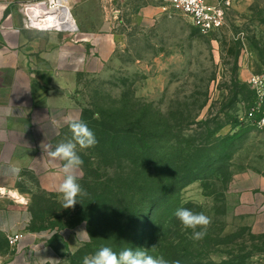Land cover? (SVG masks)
Returning a JSON list of instances; mask_svg holds the SVG:
<instances>
[{
	"label": "rangeland",
	"instance_id": "obj_1",
	"mask_svg": "<svg viewBox=\"0 0 264 264\" xmlns=\"http://www.w3.org/2000/svg\"><path fill=\"white\" fill-rule=\"evenodd\" d=\"M34 2L15 1L19 20L26 18L24 7ZM72 2L71 11L63 4L80 29L72 33L87 38L88 51L93 59L98 58L90 73L76 78L75 98L85 109L87 126L93 132L100 130L96 112L113 111L125 121L127 115L147 121L152 134L159 129L155 124L163 122L170 126V136L180 134L184 146L192 150L199 145L201 179L184 186L151 218L143 217L139 230L144 241L139 250L163 257L168 264H264V237L252 240L242 231L244 227L225 220L231 166L243 167L248 159L245 148H258L256 142L264 137V128L241 120L257 99L248 80L240 76L252 56L264 62V0H241L225 27L208 36L163 0ZM69 140L72 133L67 126L57 145ZM99 145L98 141L89 148L77 144L83 161L76 170L77 182L87 195L78 197L72 208H63L58 191L65 161L51 157L53 170L42 177L27 171L21 190L36 212L38 225L60 229L80 221L120 217L119 208L130 202L126 187L134 184L137 173L126 160L101 158ZM176 199L186 209L210 218L206 230L196 229L206 232L202 239L194 240L193 230L185 229L175 216ZM104 237L97 248L81 246L62 264H83L86 256L107 247L108 231Z\"/></svg>",
	"mask_w": 264,
	"mask_h": 264
},
{
	"label": "crops",
	"instance_id": "obj_2",
	"mask_svg": "<svg viewBox=\"0 0 264 264\" xmlns=\"http://www.w3.org/2000/svg\"><path fill=\"white\" fill-rule=\"evenodd\" d=\"M15 1L0 0V264H62L88 243L77 237L80 231L88 233L86 223L31 231L29 199L21 186L27 183V171L42 177L53 170L48 153L68 118L83 121L76 78L90 73L98 58H92L85 37L24 28ZM64 3L71 11L72 0ZM252 57L241 70L245 81L264 74L262 62ZM258 140V148H245L243 167L231 166L225 191L226 222L255 235L264 234V137ZM17 235L22 237L17 246H9L8 238Z\"/></svg>",
	"mask_w": 264,
	"mask_h": 264
},
{
	"label": "trees",
	"instance_id": "obj_3",
	"mask_svg": "<svg viewBox=\"0 0 264 264\" xmlns=\"http://www.w3.org/2000/svg\"><path fill=\"white\" fill-rule=\"evenodd\" d=\"M118 114L113 111L111 113L96 112L95 115L99 117L96 125L100 130L93 133L100 145L95 148L102 154L101 158L111 162L126 160L129 166L134 168L131 171L134 174L137 173L135 182L132 186L130 184L126 187L131 192L130 202L119 208L120 217L115 220L90 219L73 225L86 223L91 241L85 246L94 247V249L99 246L100 240L108 231L105 244L116 253L128 248L139 250L144 241L140 236V221L147 215L146 218H151L158 207L168 204L184 186L200 180L201 177L197 172L203 164L199 163V145L192 150L184 146L179 133L176 136L173 134L170 136L172 131L170 126L158 122L155 124L159 128L158 131L152 134L147 121L138 120V117L131 115H127V121H125L124 117ZM85 121L83 116V122ZM176 130L179 132L180 128L177 127ZM105 164L107 165L108 162L105 161ZM181 208L185 206L176 199L173 209L177 211ZM30 211L32 213L31 231L50 229L38 225L36 212L31 208ZM98 212V209L95 210L96 214ZM39 216L42 218L43 214L40 213ZM242 231L247 232L252 240L256 237H264V234H253L248 228H243Z\"/></svg>",
	"mask_w": 264,
	"mask_h": 264
},
{
	"label": "clouds",
	"instance_id": "obj_4",
	"mask_svg": "<svg viewBox=\"0 0 264 264\" xmlns=\"http://www.w3.org/2000/svg\"><path fill=\"white\" fill-rule=\"evenodd\" d=\"M67 124L72 133V140L58 144L48 153L50 157L66 162L62 168L64 179L58 187L65 209L74 207L79 202L78 197L87 195V192L77 182L76 170L83 163L76 152L77 144L80 148H89L97 143L93 131L79 118L69 117ZM56 134L59 135V132ZM175 216L185 229L193 230L194 240H200L206 234L205 231H196V229L199 227L206 230L211 223L210 218L203 212L196 213L186 208L177 209ZM77 237L83 242L91 241L86 231H80ZM83 264H168V261L163 257L154 258L143 250L128 248L117 254L110 247H102L94 255L86 256Z\"/></svg>",
	"mask_w": 264,
	"mask_h": 264
},
{
	"label": "built area",
	"instance_id": "obj_5",
	"mask_svg": "<svg viewBox=\"0 0 264 264\" xmlns=\"http://www.w3.org/2000/svg\"><path fill=\"white\" fill-rule=\"evenodd\" d=\"M167 7L182 13L189 21L190 25L195 28L202 35H211L220 32L226 25V21L230 12L241 0H163ZM61 0H37V2L28 4L30 7L33 5H40L44 10L36 11L32 17L26 14L23 20V27L26 29H35L39 31H55V32H74L77 30L75 23L70 25L63 22L61 10H66L60 7ZM70 14V13H69ZM52 16L58 19L62 27H49L39 25V23L47 20L46 18ZM34 18H37V24L34 23ZM62 21V22H61ZM45 22V21H44ZM248 84L252 89L256 101L254 105L250 106L243 118L241 119L249 126L258 129L264 128V112H261V103L264 99V75H252ZM242 123V122H241ZM24 201L21 204H26ZM52 234V233H51ZM22 237L17 235L8 238V244L11 247H16L17 243Z\"/></svg>",
	"mask_w": 264,
	"mask_h": 264
},
{
	"label": "bare ground",
	"instance_id": "obj_6",
	"mask_svg": "<svg viewBox=\"0 0 264 264\" xmlns=\"http://www.w3.org/2000/svg\"><path fill=\"white\" fill-rule=\"evenodd\" d=\"M64 0H61L60 2V7H63L65 9H67L64 5ZM27 11H28V14L32 17L33 14H35L36 11H40L41 9H43V7L41 8L40 5H33V6H27L24 7ZM68 10V9H67ZM67 10H61V15H62V21L63 22H66V23H69L70 25H72L73 27V23H75L74 21V18L73 17H70L69 13ZM47 20H44L43 22L39 23V25H43L44 23V26H49V27H53V28H56V27H62L63 25H60V21L57 19H55L54 17L52 18V16L46 18ZM34 23L37 24V18H34ZM61 21V22H62ZM76 25V24H75ZM6 193H8L10 195V197H12L13 199H18V198H21V196L15 192V191H5Z\"/></svg>",
	"mask_w": 264,
	"mask_h": 264
}]
</instances>
